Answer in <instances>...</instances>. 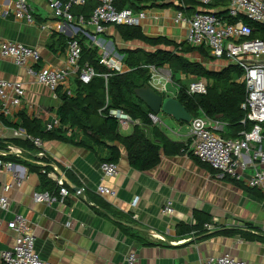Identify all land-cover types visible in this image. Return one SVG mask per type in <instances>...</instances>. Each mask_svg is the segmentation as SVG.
<instances>
[{"label":"crops","instance_id":"crops-1","mask_svg":"<svg viewBox=\"0 0 264 264\" xmlns=\"http://www.w3.org/2000/svg\"><path fill=\"white\" fill-rule=\"evenodd\" d=\"M13 1L0 0V43L9 41L36 49L41 54V66L52 69L67 66L66 50L63 51L56 40L53 49L49 48L54 33L67 38L78 37L84 47L97 48L100 56L109 53L122 58L118 51L153 50L137 40L123 41L117 26L112 25L98 35L93 33L92 28H85V32L95 37L90 38L82 32L84 27L76 30V24L56 19L45 0H28L33 9L35 24L18 21L13 16L6 17L5 13L11 11ZM179 5V0H118L115 3L118 11L127 9L136 15L144 14L138 28L145 37L186 43L189 26L183 22L176 23L177 14L191 16L199 7L189 6L180 11L177 8ZM214 11L217 13L219 10ZM42 25L47 28L42 29ZM128 71L124 65L123 73ZM0 79L19 81L25 85L26 91L18 111L12 117L3 116L4 118L17 123L20 115L25 114L31 119L41 121L45 129L57 118L60 100L54 99L47 87L29 77L25 69L1 56ZM75 79L74 76L70 77L60 91L71 95ZM178 79L184 85L191 80L187 88L195 81H204L207 88L209 87L207 81L193 80L190 76L179 74ZM159 80L162 84L165 81L162 77ZM237 82L244 81L241 77ZM174 86L177 90L171 98L177 99L179 88ZM161 115L168 118L171 125L180 126L178 131L186 126L184 141L169 137L163 128L164 119H161ZM207 117L225 123V129L220 133L223 138L236 139L237 135L242 134V128L228 127L220 116ZM157 120L155 127L172 142L188 143L190 123L177 122L163 114ZM241 124L249 126L248 130L252 128L251 124L245 125L243 120ZM135 125L129 126L127 130L119 129L120 134L131 135ZM58 128L59 126L53 131ZM15 132L24 131L8 128L0 121V142L6 143L0 153L6 152L9 147L20 149L24 153V159L14 156L6 158V162L13 163L19 169L24 181L21 187H13L6 194L10 209L8 212L0 210V220L8 223L16 215H24L35 237V250L42 260L53 264H124L127 255L133 252L138 256L140 264H201L208 258L225 254L247 264H264V243L248 241L238 235L200 240V237L192 235L180 238L177 234L179 225H196L194 214L197 213L210 218L209 224L214 229H241L264 237V196L247 184L256 170H264V165L254 162L251 154L243 157L247 169L243 172V181L237 186L231 179H225L211 171L208 165H200L182 153L169 155L161 151V160L154 169L142 172L134 170L129 165L126 149L119 142H115L113 145L120 156L116 163L119 171L116 177L107 179L103 178L101 172L103 162L93 152L63 142L44 141L46 159L40 161L35 156L36 151L31 154L8 144L13 139L24 141L15 137ZM70 135L71 132L68 133ZM37 162L50 164L47 177L52 182L49 185H45L36 172L30 171L29 164L42 168ZM42 173L45 174L44 171ZM57 179H62L69 191V196L63 203L60 202L57 191ZM11 182L12 175L4 172L0 180V194L3 193L4 185ZM100 185L111 189L114 196L98 194L97 188ZM49 190L55 193L50 204L37 203L34 200L35 194L48 193ZM135 199L138 200L134 206L132 203ZM168 202L172 203L174 214L164 216L161 212ZM246 225L254 230L247 229ZM136 237L153 246L141 245ZM15 238V233L6 225L3 226L0 229V252L12 249Z\"/></svg>","mask_w":264,"mask_h":264},{"label":"built area","instance_id":"built-area-1","mask_svg":"<svg viewBox=\"0 0 264 264\" xmlns=\"http://www.w3.org/2000/svg\"><path fill=\"white\" fill-rule=\"evenodd\" d=\"M56 19H62L67 23L76 24V30L82 29L83 33L90 38L93 36L85 32V28H92L95 35L106 31L107 26H139L145 17L143 13L134 14L131 10L118 11L115 3L118 0H92L96 8L86 18L75 17L72 9L76 6H83L89 0H45ZM192 1L199 6L191 16L178 13L175 22L187 23L189 32L186 39L187 45L193 48L205 49L211 58L216 61L226 62L228 65L238 67L242 73V80L246 84L245 101L241 109L245 113L243 123L251 124L250 130L242 132L240 138L225 139L220 133L225 129V123L218 119H210L205 114L192 118L190 127V151L201 163L208 165L222 177L229 178L236 182H242L243 172L247 169V163L243 160L245 154H251L254 162L264 165V38H255L254 30L243 22L248 19L264 26V0H229L227 9L231 18L239 19L237 23L229 24L221 19L216 12L206 10L214 0H181ZM5 16H13L18 21L28 24H35L32 7L28 0H14L10 12ZM42 25V29H46ZM75 30V29H74ZM75 37V36H74ZM72 37V39L74 38ZM95 38V37H93ZM0 56L11 59L18 67L25 69L29 77L37 83L47 87L54 99H59L58 92L66 85L70 77L78 78L83 84H88L96 77L93 68L88 65L81 66L82 48L78 40L69 43L66 50L67 66L65 68L52 69L41 66V54L34 48L9 41L0 43ZM100 64L115 73H123L124 65L122 58H117L109 53H103ZM152 87L160 93L166 92L165 85L159 77L163 69L149 68ZM105 78H107L105 76ZM167 83L169 80H166ZM161 87V88H160ZM208 88L203 81H195L189 85V95H206ZM26 96L25 85L19 81L11 82L0 79V114L4 117H12L14 112L22 106ZM109 116L116 119L120 130H127L129 126L138 124L122 110L112 109ZM151 120L156 124L157 118L150 115ZM60 127L58 118L46 126L47 131ZM15 137L30 140L39 150L35 155L38 160L46 159L43 151V142L38 138H31L25 132H15ZM14 156L24 159V153L20 149L9 147L6 152L0 153V180L4 172L12 175V182L3 187L0 194V210L8 212L10 202L7 193L13 187H21L23 177L17 167L4 159ZM42 168L50 164L37 162ZM116 163L104 162L101 165L103 178L111 179L118 175ZM52 176V175H51ZM60 190V202L63 203L69 196L62 179H57ZM250 188L257 189L264 196V170H256L248 179ZM98 194L102 196H114L111 189L100 185L97 188ZM37 203L50 204L52 197L48 193L34 195ZM138 199L133 201L135 206ZM164 216L174 214L173 205L168 202L161 212ZM16 235L12 249L0 252V264H53L42 260L35 250V237L29 227L27 219L22 214L5 223L0 220V229L5 226ZM207 230L214 229L213 225H205ZM159 239V238H158ZM124 264H140L135 253H129ZM201 264H247L245 261L236 259L225 254L220 257H211Z\"/></svg>","mask_w":264,"mask_h":264},{"label":"trees","instance_id":"trees-1","mask_svg":"<svg viewBox=\"0 0 264 264\" xmlns=\"http://www.w3.org/2000/svg\"><path fill=\"white\" fill-rule=\"evenodd\" d=\"M179 1L180 5L177 8L180 11L189 6H198L192 1ZM228 5L229 0H214L211 5L206 7V10L210 12L219 10L217 15L221 19L229 24L237 23L240 21L239 19L231 18L228 15ZM95 8V2L89 0L83 6L74 7L72 14L76 17L84 16L88 18ZM243 22L254 30L255 38H264V26L262 24L248 19H243ZM117 30L123 41L137 40L153 49L152 51L142 49L118 51L122 56L123 65L129 69L125 73H115L101 65V56L98 49L84 47L78 37L72 39L56 33L52 35L50 49H53L55 40L60 44L59 47L63 51L67 50L71 41L78 40L82 48L80 65H88L94 69L97 75L88 84H83L76 78L71 95L59 90L58 96L61 105L57 111V118L60 127L57 130L49 132L41 121L31 119L25 114L20 115L17 123H12L0 114V121L6 127L17 131L23 130L29 137L38 138L42 142L58 141L85 148L96 154L103 163H118L120 159L119 152L113 144L119 142L127 151L130 167L140 172L154 169L161 160V151L169 155L185 154L202 165L190 151V142L188 141L186 144L172 142L160 129L155 127V123L150 118L151 111L136 97L135 92L138 89L150 85V67L156 69L167 67L172 74L173 82L179 88L177 100L192 118L199 116L201 113L210 117L220 116L230 128H242L240 132L249 129V126L241 124V121L245 118L241 105L245 101L246 84L245 82H237L243 76L238 67L228 66L220 72L211 71L200 62H191L187 59L190 54L198 53L200 57L214 61L215 59L211 58L205 49L193 48L187 43H175L165 38H147L138 26H117ZM179 74L190 76L196 80H205L212 84H209L206 95H189L187 86L178 79ZM164 97L168 96L164 95ZM112 109L122 110L138 122L134 126L131 135L123 136L120 134L117 120L109 116V111ZM69 132H71L70 136H68ZM240 135L241 133L237 135V138H240ZM8 144L31 154L39 151L30 140L13 139ZM5 147L6 143L0 142V149ZM36 152L35 155L38 153ZM28 167L31 172H36L40 176L45 185L52 182L47 177L48 171H50L48 167L39 168L30 164ZM211 171L214 170L211 169ZM230 181L240 186L239 182ZM59 190L57 191L59 192ZM48 194L51 197L55 195L50 190ZM194 218L197 220L194 226L179 225L177 234L180 238L192 235L200 237V240H202L215 236L234 237L238 235L248 241L264 243V237L260 234L253 235L241 229L221 228L219 230L216 227L213 231H210L205 228V225L209 224L210 218L197 213L194 214ZM246 228L252 229L250 225H246ZM136 240L141 245L153 246L140 237H136Z\"/></svg>","mask_w":264,"mask_h":264},{"label":"water","instance_id":"water-1","mask_svg":"<svg viewBox=\"0 0 264 264\" xmlns=\"http://www.w3.org/2000/svg\"><path fill=\"white\" fill-rule=\"evenodd\" d=\"M135 93L136 97L145 104L156 118L163 114L177 122L191 123L192 116L176 98L164 97V95H167V91L160 93L147 85L142 89H138Z\"/></svg>","mask_w":264,"mask_h":264},{"label":"rangeland","instance_id":"rangeland-1","mask_svg":"<svg viewBox=\"0 0 264 264\" xmlns=\"http://www.w3.org/2000/svg\"><path fill=\"white\" fill-rule=\"evenodd\" d=\"M187 59L190 60L191 62H200L208 70L217 71V72L222 71L228 65L225 62H220V61H216V60L213 61L210 59H204V58L200 57L198 53L190 54L189 56H187ZM160 74H161L162 78L169 80V82L167 84L165 81H163V85H165V87H166L167 96L172 97L175 94L177 89L174 86L175 83L173 82V79L171 76L172 74H171L170 70L168 68H166ZM193 80H195V79H193ZM190 81H188L185 85L188 86ZM152 83H153V81L151 80L150 85H152ZM209 84H212V83L210 82ZM161 119H164V122H163L164 127L163 128L167 131V134L169 135V137L171 139L176 140V141H184L185 135L187 133L186 126H183L182 129L178 131L180 126L171 125L169 123L168 118H165L162 115H161Z\"/></svg>","mask_w":264,"mask_h":264}]
</instances>
